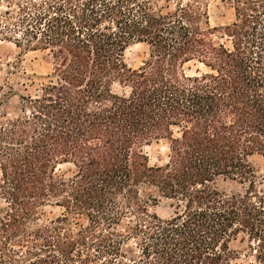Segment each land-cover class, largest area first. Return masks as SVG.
I'll return each instance as SVG.
<instances>
[{"label":"trees","instance_id":"1","mask_svg":"<svg viewBox=\"0 0 264 264\" xmlns=\"http://www.w3.org/2000/svg\"><path fill=\"white\" fill-rule=\"evenodd\" d=\"M208 1L0 0V42L51 64L36 83L15 59V86H0V264H231L237 240L264 264L251 163H264V0H220L234 21L216 28ZM134 44L147 47L136 69ZM156 141L167 158L151 166ZM142 187L169 202L167 218ZM49 205L62 216L31 227Z\"/></svg>","mask_w":264,"mask_h":264},{"label":"rangeland","instance_id":"2","mask_svg":"<svg viewBox=\"0 0 264 264\" xmlns=\"http://www.w3.org/2000/svg\"><path fill=\"white\" fill-rule=\"evenodd\" d=\"M207 15L208 26L210 28L223 27L229 25L234 21V13L229 5V2H221L220 0H209L207 3ZM147 55V47L144 44H134L129 46L125 53V61L128 67L136 69L140 67ZM20 59V72H26V74H34L33 80L36 83L42 81V77L46 76L51 71L50 59L46 53L42 52H23L17 49L13 44L8 42H0V86H2V80L7 78L10 84L15 86L16 81L13 77L7 74L9 69L6 64H12L15 59ZM18 88V87H16ZM6 91V88L3 89ZM1 93V91H0ZM3 106L0 108V112L5 111ZM144 152L148 157L149 164L151 166L161 165L167 158V145L165 141L153 142L150 146L144 148ZM251 163L254 166L256 175L258 176L257 185L264 184V163L258 156L251 158ZM72 168L69 165L59 166L57 174L70 175ZM217 186L225 193H242L245 190V185H241L238 182L231 180H219ZM140 197L142 200L149 202V211L156 213L161 218H167L171 214L169 202L158 197L157 193L149 188L142 187L140 191ZM3 206V202L0 201V209ZM63 211L53 205L40 208L37 212L35 220L32 222L31 227H39L49 224L55 221L58 217L62 216ZM72 227L77 228L84 226L86 221L84 218H71ZM232 250L236 252V259L231 264H253V257L248 251L247 244L240 240L234 241L231 244ZM126 256L133 258L136 256V250L132 243L123 248Z\"/></svg>","mask_w":264,"mask_h":264}]
</instances>
